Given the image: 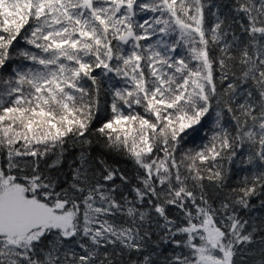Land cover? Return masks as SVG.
Segmentation results:
<instances>
[{"label": "snow or ice", "instance_id": "obj_1", "mask_svg": "<svg viewBox=\"0 0 264 264\" xmlns=\"http://www.w3.org/2000/svg\"><path fill=\"white\" fill-rule=\"evenodd\" d=\"M0 264H264V0H0Z\"/></svg>", "mask_w": 264, "mask_h": 264}, {"label": "trees", "instance_id": "obj_2", "mask_svg": "<svg viewBox=\"0 0 264 264\" xmlns=\"http://www.w3.org/2000/svg\"><path fill=\"white\" fill-rule=\"evenodd\" d=\"M219 3L227 4L230 2V0H218ZM23 42L21 41V44ZM107 102L110 103V97L107 94L102 93V103ZM137 111H140L143 114V110L138 108ZM111 113L109 111H105L101 113V117H110ZM205 123V128L203 130H198L197 132L190 133L189 137L186 138V142L184 144V148H194L198 147L202 143L206 142L207 136L210 135V132L208 131L211 127V119H209ZM94 127H98V125H94ZM199 127V126H197ZM93 145L91 148V153L93 157L101 156L103 155L106 157L110 163H117L121 169L127 170L128 174L131 175L134 170V165L130 159L123 155H119L115 152L110 151L108 148L105 147V141L97 136L93 135L92 137ZM68 151L65 153L64 156V162L54 170V174H59L61 179H68L70 178L69 173L71 172L70 163L79 156V146L73 147L71 143L68 144ZM55 159L54 156H50L43 164L42 167H44L45 164L51 163L52 160ZM242 165H240L239 161L233 166V174L231 175V178L229 180L230 185L235 186L239 183L240 179L246 175L247 173L243 170ZM119 183V181H117ZM253 204H256L257 207H259V201L258 199L254 198L252 200ZM257 214H261L258 212Z\"/></svg>", "mask_w": 264, "mask_h": 264}]
</instances>
